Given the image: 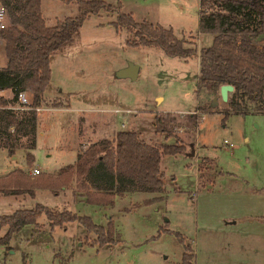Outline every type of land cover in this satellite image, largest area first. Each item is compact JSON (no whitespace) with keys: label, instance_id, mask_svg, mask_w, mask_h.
<instances>
[{"label":"rangeland","instance_id":"obj_1","mask_svg":"<svg viewBox=\"0 0 264 264\" xmlns=\"http://www.w3.org/2000/svg\"><path fill=\"white\" fill-rule=\"evenodd\" d=\"M178 1L182 5L181 14L155 5V1L146 9L148 19L136 17L134 21L171 29L177 39L186 41L185 47H189L190 37L196 39L197 50L198 44L201 49L211 46L214 36L198 33L199 0ZM111 5L116 7V4ZM42 7L44 21L50 27L56 24V16L68 18L77 14L74 3L66 7L58 0H42ZM108 19L99 14L85 20L73 42L50 59L51 80L44 92V105H69L72 117L68 126L74 123L75 129L68 128L65 133L55 127L56 122L51 123L48 129L50 142L55 140L54 144L61 148L59 156L69 157L61 163L56 162L57 159L48 162L40 155L39 171L51 172L56 165L72 162L73 152L65 148L72 146L75 134L83 143L78 147L80 151L84 152L89 146L91 141L86 137V131H82V123L79 122V126L75 123L78 111L98 115L100 110H130V114H113L120 119L115 118L117 129L136 132L149 144L169 145L180 141L178 144H184L186 153L162 158L163 198L157 193H133L115 198L112 205L95 206L86 204L71 189L56 195L37 191L35 197L0 195V217L41 204L90 218L95 225L105 229L111 222L114 235H117V238L113 237L112 245L100 248L95 243V236L86 233L76 222L51 230L42 216L37 220L38 226L23 228L8 247L0 246V264H178L183 246L188 244L195 255L194 264H264V227H251L255 232L248 234L245 227H239L235 233L225 231L223 227L205 230L207 227L194 224L196 211L198 217L205 213L214 216L222 211L220 204L229 198H242L229 196L224 190L238 193L254 189L253 186L264 190V114H227V103H222L218 95L216 105L213 99L208 103L209 108L201 114L195 130L182 118L196 111L198 104L195 59L169 58L155 48L128 47L129 34L125 30L115 34L112 28H98ZM4 64L0 44V69ZM128 64L139 67L136 80L116 76ZM11 95L10 92L0 93V98L9 100ZM163 113L182 118L172 128L169 138L157 133L154 126L155 117ZM224 142L232 147L228 148ZM12 158L0 153V174L27 166L21 150ZM206 158L212 161L211 164L204 162ZM197 160L198 173L203 176L199 189L194 176ZM210 180L214 185L208 184ZM150 200L153 202L145 204ZM4 234L5 228L0 230V237ZM237 247L245 250L239 252Z\"/></svg>","mask_w":264,"mask_h":264},{"label":"trees","instance_id":"obj_2","mask_svg":"<svg viewBox=\"0 0 264 264\" xmlns=\"http://www.w3.org/2000/svg\"><path fill=\"white\" fill-rule=\"evenodd\" d=\"M75 2L77 15L50 27L42 17L41 0H0L4 14L0 44L5 59L0 69V91L13 94L9 100L0 98V151H6L9 157L17 150L26 151L29 167L34 161L37 113L12 111L7 107L15 105L18 94L25 93L31 108H41L51 80V57L73 42L85 20L117 9L105 0ZM198 16V32L214 36L212 45L199 51L194 37H190L189 47H185L186 41L177 39L171 29L145 21L137 23L131 14H118L112 26L129 34L128 47L159 49L169 58L199 57L197 108L195 113L182 117L189 126L198 127L201 114L207 112L208 103L218 97L223 85L233 88L225 110L227 114H264V45L255 43L264 35V0H199ZM182 118L170 113L156 116V132L169 138L172 128ZM179 142L149 144L136 132L122 130L111 140L90 144L77 155L74 165L64 167L55 175L31 179L21 170L8 173L0 178V194L32 197L39 190L56 195L62 189H71L88 205L108 206L126 194L159 193L165 184L162 158L186 153L183 143ZM42 216L51 230L76 222L86 233L95 236L100 248L112 245L113 237L117 238L111 222L105 229L90 218L79 217L66 209L58 211L35 204L31 209H19L0 217V230L5 228L0 246L8 247L23 228L38 226L37 220ZM183 249L178 264H194L192 246L184 245Z\"/></svg>","mask_w":264,"mask_h":264},{"label":"crops","instance_id":"obj_3","mask_svg":"<svg viewBox=\"0 0 264 264\" xmlns=\"http://www.w3.org/2000/svg\"><path fill=\"white\" fill-rule=\"evenodd\" d=\"M58 1L61 2L62 5L66 6V7L69 6L71 3H74L76 5L75 0H58ZM155 1H157L155 3V5L159 4L164 9H166V7H168L170 10H172L173 13L181 14V12H182V5H181L180 1H178V0H114V2H112V3H109L108 0H105V2L108 5L116 4L117 9L113 10L109 13L100 12L99 13L100 15L104 14L108 18H110V20L108 19V22L105 25L99 24L98 28H101V29L112 28L116 32L115 34H117L120 30L115 29L112 26V23L116 21V17L118 16V14H120V13L131 14L133 19H136V17H138L139 19H148L149 15L146 12V9L148 8V6L150 4H152V2H155ZM111 6L115 7V5H111ZM76 7H77V5H76ZM40 9H41L42 17H43L42 0H41ZM0 11H1V9H0ZM198 12H199V9H198ZM75 13H77V10H75ZM113 14H114V16H113ZM71 15L72 16H70L68 18H73L77 14H71ZM98 15H95V16H98ZM65 18H67V17L62 16L60 18L59 16H56V17H54V21L57 23V21H62ZM88 19H90V18H88ZM199 35L202 36L203 34L199 33ZM256 44L264 45V41H262L260 43H256ZM200 49L201 48L199 47V44H198V51ZM195 61L197 63V68H198V72H199V57L197 59H195ZM122 69H124V68H122ZM156 99L158 101H162V98L157 97ZM113 109L114 110L111 109L110 111L100 110L98 115L85 114L86 111L76 112L77 114H76L75 123H77V126H79V122L82 123V131L83 130L86 131V133L88 134V136H86V137L88 139H90V141H91V142H89L88 145L102 141V140H110L114 137L115 133L122 131L120 129H117V126L115 125V121H116L115 118L116 117L114 115L118 114V113L130 114L131 111L130 110H118L115 108H113ZM69 112H71V108L69 105L68 106H59V107H48V106L43 104V106L40 108V112L37 113L35 148L32 151L34 161H33L32 165L30 167L27 165L25 168L22 167V168H15V169L7 170L6 172L0 174V178L6 176L8 173H10L14 170L23 171L25 173V175L30 177L31 179L37 177L38 175L33 177L31 175V171L33 168H37L38 170H40V168L38 167V163H39L38 156H40V155L41 156L44 155L45 160L48 162H52V160L54 161L55 159H57L56 162L60 161L61 163H65V161L67 160V157H69V156L64 155V154H62L60 156L58 155V154H60L59 150L61 148L57 147L54 144L55 140L50 142L51 137H48V129H49L52 122L53 123L56 122L55 127H58L59 129H61V131L65 132V133H66V130L68 128L75 129L74 123H72L70 125L71 127L68 126L70 124V117H72V115ZM116 112H118V113H116ZM81 118H83V120ZM116 119L120 120L119 118H116ZM198 126H199V124H198ZM121 127H124V126H121ZM197 128H195V130ZM79 129H80V127H79ZM73 134H74V132H73ZM75 135L76 136L73 137V139L71 140L72 146H70V147L66 146V148H65V149H70L69 151L73 152L72 153V159H73L72 162L67 163V164H60V166L56 165L55 169L52 170L51 172L40 171L39 175H41L42 173L49 174V175H55L64 167L74 165L76 158H77V155L83 152V151H80L78 149L79 145L82 146L83 143L79 142L78 135L77 134H75ZM62 148H64V147H62ZM21 151L23 152L24 161L27 164L26 159H25V155L27 152L24 150H21ZM66 152L68 153L67 150H66ZM0 153L6 154L7 158H9V159L14 157V156L9 157V155L7 154L6 151H0ZM191 157H193V152L191 153ZM70 158H71V156H70ZM12 159L14 160L15 158H12ZM204 160H205L204 162L208 161L207 163H210V164L212 162L207 158ZM195 168H196V172H195L194 176L196 178V183L198 184L197 187L199 189L201 186V183L199 181L202 180L203 176L202 175L200 176L198 173V160L195 162ZM218 174H222V173H220L218 171ZM231 177L232 176H229V178H231ZM224 178L225 177H222V179H224ZM212 183H213L212 180L208 181L209 185H211ZM242 183L248 184L247 182H243V181H242ZM209 185H208V188H210ZM213 185H214V183H213ZM202 187H204V186H202ZM252 188H254V189L242 190V191H238V193H236L237 191L232 192V193H227L226 190H224V193L228 194L229 196L237 195V196L242 197V198H239V199L229 198L223 204H220V209H222V211H219L214 216H210V215H207L205 213L202 217H198V211H196V218L194 220V224L196 225V227H207L205 230H209V229L212 230L210 227H212L213 230H216L218 227H223L225 231L232 230V232H235V233H238L239 227H245L248 234H252L255 232L254 230L251 229V227H259V228L264 227V190L255 188L254 186ZM39 191H47V190H39ZM36 192H35V194H36ZM63 192H65L64 189H62L60 191V193H63ZM164 192H165V190L163 188L161 192L157 193V194H160L159 198H163V196L161 194H164ZM178 192H180V191H178ZM35 194H34V197H35ZM127 195H130V194H126L125 196H127ZM208 202H211V201H208ZM247 227H249V228H247ZM237 248H238L239 252H240V250H245L244 247H237ZM195 264H196V262H195Z\"/></svg>","mask_w":264,"mask_h":264},{"label":"water","instance_id":"obj_4","mask_svg":"<svg viewBox=\"0 0 264 264\" xmlns=\"http://www.w3.org/2000/svg\"><path fill=\"white\" fill-rule=\"evenodd\" d=\"M264 41V35H261L255 40V43H260ZM139 73V67L134 65V64H128V66L124 69H121L120 71L117 72V77L118 78H129L131 80H136L138 77ZM233 88L229 85H223L219 89V98L222 103H227L230 94L232 93ZM213 104L216 105L217 103V98H213L212 100Z\"/></svg>","mask_w":264,"mask_h":264},{"label":"built area","instance_id":"obj_5","mask_svg":"<svg viewBox=\"0 0 264 264\" xmlns=\"http://www.w3.org/2000/svg\"><path fill=\"white\" fill-rule=\"evenodd\" d=\"M3 28H4V14L1 11L0 12V29H3ZM4 92H10V91H0V93H4ZM11 96L13 97V94ZM7 108L12 110V111H28V110H31V111H34L35 113L40 112V108H31L30 107V99L25 93L18 94L17 98H16L15 105L7 107ZM116 113H118V112H116ZM122 126H124V125L122 124ZM224 144L228 148L232 147L231 145L227 144V142H224ZM39 174H40V171L38 169H32L31 175L37 176Z\"/></svg>","mask_w":264,"mask_h":264}]
</instances>
